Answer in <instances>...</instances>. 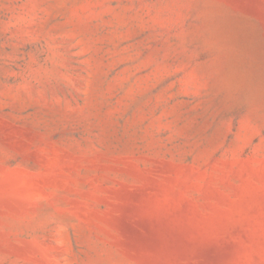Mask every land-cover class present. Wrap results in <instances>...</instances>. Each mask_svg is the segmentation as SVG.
Listing matches in <instances>:
<instances>
[{"label":"rangeland","instance_id":"rangeland-1","mask_svg":"<svg viewBox=\"0 0 264 264\" xmlns=\"http://www.w3.org/2000/svg\"><path fill=\"white\" fill-rule=\"evenodd\" d=\"M0 264H264V0H0Z\"/></svg>","mask_w":264,"mask_h":264}]
</instances>
